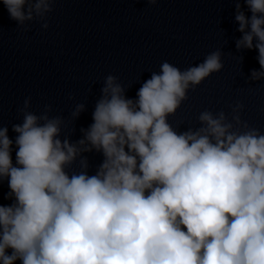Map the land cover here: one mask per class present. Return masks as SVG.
Returning a JSON list of instances; mask_svg holds the SVG:
<instances>
[{"label": "clouds", "instance_id": "clouds-1", "mask_svg": "<svg viewBox=\"0 0 264 264\" xmlns=\"http://www.w3.org/2000/svg\"><path fill=\"white\" fill-rule=\"evenodd\" d=\"M158 0H147L156 5ZM55 0H3L24 31L49 27ZM237 0L236 48L258 50L264 79V0ZM223 68L222 51L181 70L164 61L135 98L107 75L82 137H62L64 120L23 106L8 136L0 126V264H264V133L242 121L243 104L204 110L198 127L168 121L190 89ZM71 98V97H69ZM85 110L77 103L72 112ZM15 149V162L12 152ZM102 153L94 174L82 153ZM79 162V171L71 165ZM10 250V252H9Z\"/></svg>", "mask_w": 264, "mask_h": 264}, {"label": "water", "instance_id": "water-1", "mask_svg": "<svg viewBox=\"0 0 264 264\" xmlns=\"http://www.w3.org/2000/svg\"><path fill=\"white\" fill-rule=\"evenodd\" d=\"M237 0H55L47 14L49 27L32 21L30 29L17 27L0 0V126L8 136L12 125L23 121L26 97L28 111L39 115L51 105L50 117L64 120L62 137L79 140L81 128L93 123L92 112L101 96L104 79L111 74L135 98L142 83L167 61L179 69L198 64L212 51H222L223 68L190 89L169 123L177 131L198 127L200 112L223 110L231 120V106L243 104L242 121L264 133V79H249L259 69L258 50L237 49L241 37L235 20ZM245 14L251 12L239 0ZM71 97V98H69ZM77 103L85 110L72 112ZM88 173L94 174L102 153H82ZM15 162V149L12 152ZM71 170L79 171L75 161ZM0 182V205L8 192ZM10 252V250H9ZM15 264H20L16 261Z\"/></svg>", "mask_w": 264, "mask_h": 264}]
</instances>
